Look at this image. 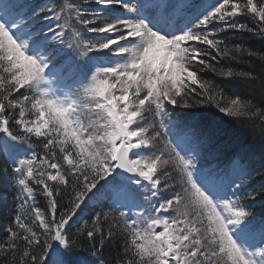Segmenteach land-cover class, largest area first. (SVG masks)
Instances as JSON below:
<instances>
[{"label":"snow or ice","instance_id":"obj_1","mask_svg":"<svg viewBox=\"0 0 264 264\" xmlns=\"http://www.w3.org/2000/svg\"><path fill=\"white\" fill-rule=\"evenodd\" d=\"M83 3L0 0V175L18 189L0 252L12 253L11 264L17 255L18 264H78L85 237L105 264L101 249L118 237L119 264H264V212L243 202L264 199V185L244 190L251 161L239 149L221 161L219 128L205 111L251 117L246 127L264 140V100L230 98L203 75L256 84L220 61L264 53L222 34L264 40V3ZM89 207L91 224L70 235Z\"/></svg>","mask_w":264,"mask_h":264},{"label":"trees","instance_id":"obj_2","mask_svg":"<svg viewBox=\"0 0 264 264\" xmlns=\"http://www.w3.org/2000/svg\"><path fill=\"white\" fill-rule=\"evenodd\" d=\"M72 3L81 4L83 7H89L90 5L84 4L83 0H69ZM257 2V0H254ZM259 3H264V0H258ZM29 3L34 6H41L45 3H53L56 6H60L63 3V0H29ZM241 22H244L248 25H252L253 21L250 17H241L239 18ZM42 24L46 23L45 21H40ZM75 20H72L71 23L75 27ZM78 25V24H77ZM80 25H78V28ZM222 37L229 43V46L243 43L247 46H250L253 50L264 53V40L259 37L253 36L249 33H239V32H226L222 34ZM67 50V49H66ZM75 56H78V52L72 53ZM94 55H99L94 53ZM215 63V62H213ZM220 64L225 68H232L233 70H241L245 72H251L254 76L257 77L256 84L253 87H238L231 86L227 81H221L219 77L214 76L213 73L207 71L203 73L204 77L209 80H216L218 83H221L225 87L230 98L239 96L243 100H251L256 103L258 106L264 100L262 96L261 81H264V61H260L255 57H247L246 55L240 58L239 62L222 60ZM199 110V109H197ZM207 114H210V118L213 119L219 128V137L218 142L223 148L220 159L221 161L227 160L231 155L234 149H239L242 154L247 158V161H251L250 170L253 173L252 180L245 186V191H258L261 185H264V175H257L256 172L262 166V161H264V140H262L258 134H254L253 130L246 127L249 121L253 118L251 117H234L229 118L219 113L215 108L206 109ZM41 151V149H37ZM0 167H4V160L0 158ZM18 189L11 185L5 178L0 175V242L3 241L5 232L4 228L13 223L14 213L18 201L16 200ZM250 208L255 210L257 213L264 212V199H261L260 196L253 200L243 201ZM38 206L42 211H46L47 205L43 197L37 196ZM97 211L100 209L97 208ZM24 212V210H21ZM30 218H34V213H31L28 210ZM80 219L76 223L72 224L70 235H76L77 229L84 226V222L88 221L89 225L91 224V217L94 215L91 207L85 208L83 212L79 214ZM76 219V218H74ZM38 224V221L36 222ZM110 225L108 223L102 224V227L106 231ZM80 243L74 249V259L78 264H95L96 258L92 256V248L86 243L85 237H78ZM97 248H99V237H97ZM102 259L105 261V264H119L122 253L120 251V240L118 237H114L112 241H106L104 247L101 249ZM14 257L12 253L5 254L0 252V264H11ZM15 260L18 264L19 256L15 257Z\"/></svg>","mask_w":264,"mask_h":264},{"label":"rangeland","instance_id":"obj_3","mask_svg":"<svg viewBox=\"0 0 264 264\" xmlns=\"http://www.w3.org/2000/svg\"><path fill=\"white\" fill-rule=\"evenodd\" d=\"M74 24H75V27L78 28V25L76 24V22H74ZM70 35H71V33H69V35L66 36L65 38H66V39H69V38H70ZM98 54H100V53H98Z\"/></svg>","mask_w":264,"mask_h":264}]
</instances>
